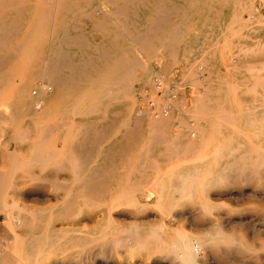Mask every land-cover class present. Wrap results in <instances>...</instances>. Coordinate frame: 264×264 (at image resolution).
<instances>
[{
  "label": "rangeland",
  "instance_id": "1",
  "mask_svg": "<svg viewBox=\"0 0 264 264\" xmlns=\"http://www.w3.org/2000/svg\"><path fill=\"white\" fill-rule=\"evenodd\" d=\"M6 1L0 0V22L5 24L0 28V41L5 42L0 46L1 92H10L9 81L21 80L19 75L2 76L17 61L34 55L17 45L25 40L29 20L41 7L58 10L67 32L62 47L75 52V57L115 64L118 80L110 86L124 91L123 98L110 105L95 109L85 97L41 118L16 117L9 100L0 97V172L7 181L0 188V244L10 236L8 241L13 239L12 215L35 214L56 204V196L77 192L55 222L57 227L65 225L63 246L50 248L45 260L24 252L13 262L173 264L172 258L153 252L136 253L135 244L146 230L152 229V236L158 238V232L166 229L199 233L221 223L226 231L242 235L250 246L246 251L210 248L199 264H264V0H109L114 4L52 0L55 7L49 0ZM91 5L101 10L95 18L87 15ZM7 25L15 32L8 43L4 38ZM174 29L180 32L179 39L165 45L163 40ZM51 40L35 37L34 47L48 50ZM134 63L149 72L147 82L138 81ZM41 81L53 85L48 77L37 78L33 90ZM164 109L169 111L164 113ZM39 123L43 127L54 123L74 126L68 130L53 126L44 134ZM48 132L55 135L51 133L49 139ZM33 151L38 152L31 155ZM192 170L221 173L217 183L201 193L206 211L221 209L214 219L203 218L199 206L185 205L173 215L164 207V188L171 189L170 178ZM84 188L90 192L86 191L87 197ZM136 204L138 210H130ZM31 224L27 237L23 236L27 242L46 225ZM105 234L122 241L118 238L121 242L115 248L104 246Z\"/></svg>",
  "mask_w": 264,
  "mask_h": 264
},
{
  "label": "bare ground",
  "instance_id": "2",
  "mask_svg": "<svg viewBox=\"0 0 264 264\" xmlns=\"http://www.w3.org/2000/svg\"><path fill=\"white\" fill-rule=\"evenodd\" d=\"M8 1V0H7ZM6 1V3H7ZM14 1V0H13ZM12 1V2H13ZM16 1V0H15ZM54 1V0H53ZM109 1V0H108ZM9 2V1H8ZM11 2V3H12ZM49 2H51V4L54 2H52V0ZM56 2V1H55ZM61 2V0H60ZM113 2V1H109ZM115 2V1H114ZM113 2V4H114ZM46 3V2H45ZM150 3V2H149ZM44 4V3H42ZM14 5V4H13ZM16 5V3H15ZM58 5V4H57ZM65 5V4H64ZM51 6V5H50ZM61 6V5H59ZM210 6V5H209ZM55 7V4L54 6ZM58 7V6H57ZM175 7V6H174ZM211 7V6H210ZM12 8V7H11ZM9 8V9H11ZM41 8H37L35 9V18L32 17L30 22V25L27 26L25 32H24V39L22 42H20L17 46L20 49H25V50H30L31 53H33L34 55L29 58L28 60H19L17 61V64H13L11 66V69L5 73L1 79L6 78L9 79L11 76L13 77V75H19L21 77V80H19V82H15L14 80H12L13 82L11 83L9 80V84H10V92H1L0 91V97H2L3 100L6 101V99L9 100L11 106L14 108V113L15 116L18 117L19 114H24V115H29L30 117H35V118H41L42 116H45L46 114H50L52 113L56 108L58 107H71L73 106L76 102L83 100L85 97H89L91 99V105L94 106V108L99 107V106H103L105 105H110L112 102H114V100H120L123 98V93L120 90L117 89H113L110 84H114L113 82L117 81V68L115 66V64H112L111 62H102V63H96L94 62L93 58H90L88 56V58H80V57H75L74 54L75 52L72 51H67L65 50L61 43H63L65 41V39L67 38V32L64 30V28L61 25V17L60 14L58 12L57 9L51 10V9H42ZM104 8V6L102 7ZM123 8V7H122ZM119 9V8H118ZM209 9V8H208ZM63 10V9H62ZM101 11L100 8H94L92 5L89 6L88 11H87V15L91 18H95L97 15V11ZM165 10V9H164ZM168 10V9H167ZM72 11V10H71ZM121 11V10H120ZM119 11V12H120ZM124 11V9H122V12ZM22 13H26V12H32V10H27L25 11H21ZM112 12V11H111ZM126 12V11H125ZM165 12V11H164ZM167 12V11H166ZM110 13V12H109ZM136 13V12H135ZM117 14V13H116ZM127 14V13H126ZM119 15V13H118ZM128 15V14H127ZM168 12H167V17H168ZM252 14L250 13V16ZM126 17V16H125ZM14 18V17H13ZM127 18V17H126ZM1 19V18H0ZM105 20V19H104ZM107 20V18H106ZM162 20H160L159 22H161ZM165 21V20H164ZM109 22V21H108ZM186 23V21H184ZM183 22V23H184ZM110 23V22H109ZM14 24V22H13ZM17 23H15L16 25ZM2 24L0 22V28L2 27ZM11 25V23L9 24ZM14 25V26H15ZM147 25V24H146ZM160 26V25H159ZM19 27V26H18ZM66 27V26H65ZM152 27V26H151ZM164 27V26H163ZM11 28V27H10ZM7 26H5L4 28V38L7 39V43H8V39L10 38L9 36L11 34H14L12 32L11 28L10 29ZM21 28V27H20ZM154 28V27H152ZM165 28V27H164ZM163 28V29H164ZM96 29V28H95ZM17 30V29H16ZM129 31V30H127ZM122 31H120L121 33ZM100 33V32H99ZM117 33V32H116ZM123 33V32H122ZM121 33V34H122ZM148 34V32H147ZM2 35V34H1ZM15 35V34H14ZM102 35V34H101ZM149 35V34H148ZM180 32L177 30H172L171 35L166 38L165 40H163V43L165 45H172L175 41H177L180 37ZM80 36V35H78ZM1 37V36H0ZM9 37V38H8ZM35 37H50L51 40V44L49 49L47 50L46 48H36L34 47L35 42L33 41V39ZM70 38V36H69ZM87 38V37H86ZM138 38V37H137ZM71 39V38H70ZM82 39V38H81ZM135 39V38H134ZM36 40V39H35ZM143 40V39H142ZM72 41V40H71ZM11 42L14 45V42L11 39ZM48 42V41H47ZM135 42H137L135 40ZM134 42V43H135ZM139 42V39H138ZM160 42V41H159ZM5 44V42H3ZM2 41H0V46L1 44H3ZM11 43V44H12ZM72 43V42H71ZM154 44V43H153ZM156 45V44H155ZM6 46V45H5ZM42 46V44H41ZM79 46V45H78ZM99 48V46H97ZM144 47V45H143ZM151 47V46H150ZM3 49V48H2ZM103 50V49H102ZM100 51V50H99ZM174 51V50H173ZM104 53V51H102ZM48 53V54H47ZM173 53V52H172ZM48 55V56H47ZM113 55V54H112ZM125 55V54H123ZM7 56V55H6ZM173 56V55H172ZM171 56V57H172ZM100 57V56H99ZM128 57V56H127ZM148 57V56H146ZM156 57V56H155ZM158 57V56H157ZM175 57V55H174ZM123 58V57H122ZM137 58V57H136ZM6 59V58H5ZM102 59V58H101ZM130 59V57H129ZM148 59V58H147ZM131 60V59H130ZM166 60V59H165ZM164 60V61H165ZM167 60H170L167 58ZM8 61V60H7ZM6 61V62H7ZM150 61V59H149ZM133 62V61H132ZM169 62V61H168ZM167 62V63H168ZM4 63V62H3ZM120 64V63H119ZM179 64V63H178ZM5 65V64H3ZM8 66V65H7ZM90 66V67H89ZM133 70L135 71L136 74V78L138 79V81L145 83L149 80V72L143 70V68L141 69V67L139 68L138 64H133ZM50 78L53 85H48L47 83H45L44 81L40 82V85L38 86V89L35 91L33 90V82L34 79L37 78ZM12 79V78H11ZM20 79V78H19ZM1 82V80H0ZM50 82V81H49ZM127 82V81H124ZM121 83V82H120ZM4 84V83H3ZM129 84V83H128ZM133 84V83H132ZM5 85V84H4ZM155 85V84H154ZM156 85H158L159 87V82L156 83ZM152 86V85H151ZM2 87V86H1ZM125 96H126V92H125ZM6 98V99H4ZM127 98V97H126ZM131 98V97H130ZM129 99V98H128ZM154 99V98H153ZM132 100V98H131ZM155 100V99H154ZM2 101V100H1ZM204 104V103H203ZM8 105V104H7ZM90 105V106H91ZM205 105V104H204ZM91 106V107H92ZM7 107V106H6ZM9 107V106H8ZM7 107V108H8ZM75 107V106H74ZM78 107V106H77ZM77 107H75L77 110ZM90 107V108H91ZM88 108V110L90 109ZM95 108V109H96ZM248 108V107H247ZM249 109V108H248ZM250 110V109H249ZM102 111V110H100ZM129 111V110H128ZM251 111V110H250ZM55 112V111H54ZM91 112V111H90ZM73 113V111H72ZM93 114V113H92ZM95 114V113H94ZM103 114V113H102ZM70 115V114H69ZM91 115V114H90ZM138 115V112H137ZM5 116V115H4ZM68 116V115H65ZM74 116V115H73ZM105 116V115H104ZM126 116V115H125ZM86 117V116H85ZM8 118V117H7ZM136 119H138V117H135ZM202 118V117H201ZM222 118V117H220ZM6 119V118H5ZM23 119V118H22ZM58 119V118H57ZM56 119V120H57ZM4 120V119H3ZM25 120V118H24ZM22 120V121H24ZM123 120V119H122ZM6 121V120H5ZM58 121V120H57ZM71 121V120H70ZM136 121V120H135ZM216 121V120H215ZM10 122V120H9ZM64 122V121H63ZM68 121H66L67 123ZM157 122V119L156 121ZM161 122V120H160ZM163 122V121H162ZM51 123V122H50ZM75 124V122H73ZM116 123V121H115ZM120 123V122H119ZM118 123V124H119ZM141 122L140 121V126H141ZM12 124V123H11ZM42 126V128H39V130H42L41 132L44 131V134L47 132L46 130L50 131L52 129L53 126L57 127L61 129V130H68L71 128V126L73 125L68 124H61V123H54V124H46V126L43 127L42 123H39V126ZM86 124V123H85ZM137 124V123H136ZM135 124V126H136ZM165 124V123H164ZM38 125V124H37ZM80 125V123H79ZM81 125H83L81 123ZM29 126V125H28ZM31 126V125H30ZM66 126V127H65ZM74 126V125H73ZM125 127V126H124ZM29 128V127H26ZM93 128V127H91ZM90 128V129H91ZM119 128V127H118ZM135 128V127H134ZM137 128V127H136ZM142 128V127H141ZM160 128V127H158ZM157 128V130H158ZM37 129V128H36ZM103 129V128H102ZM130 129V128H129ZM161 129V128H160ZM159 129V130H160ZM19 130H25L23 128H19ZM30 130L32 131V129L30 128ZM101 130V129H100ZM139 130V129H138ZM46 131V132H45ZM60 131V130H59ZM29 132V131H28ZM27 133V132H26ZM40 133V131L38 132ZM49 133V132H48ZM47 133V135H48ZM53 135V132H51ZM50 134V136L48 137L50 139V137H52V135ZM28 134V133H27ZM37 134V132H36ZM57 134V133H56ZM41 135V133H40ZM39 135V136H40ZM45 135V136H47ZM55 135V133H54ZM53 135V136H54ZM42 138V135L40 136ZM39 138V137H38ZM40 138V139H41ZM44 139V138H43ZM46 138V140H49ZM40 142V141H39ZM42 142V140H41ZM46 142V141H45ZM47 143V142H46ZM33 145V144H32ZM41 145V144H38ZM37 145V146H38ZM51 145V144H50ZM35 146V145H34ZM57 146V145H56ZM73 147V146H72ZM49 148V147H48ZM58 148V146L54 149V151H56V149ZM39 150V147L36 148V150ZM52 149V150H53ZM8 150V149H7ZM50 150V149H48ZM9 151V150H8ZM53 151V152H54ZM28 152V151H26ZM38 151H36V153L33 151V153L31 155H33L34 153L37 154ZM48 153L50 152L51 155H53L54 153L57 154V152H52V151H47ZM46 152V153H47ZM20 152H17L16 154H18ZM21 153L22 150H21ZM47 153V156H48ZM25 154V153H24ZM23 157L27 154L24 155ZM29 154V153H28ZM50 155V154H49ZM14 156V155H13ZM46 156V155H44ZM55 156V155H54ZM22 157V158H23ZM16 158V157H15ZM21 158V157H18ZM48 158V157H47ZM21 160V159H20ZM23 160V159H22ZM21 160V161H22ZM27 160V159H26ZM35 160V159H34ZM33 160V161H34ZM40 160V159H38ZM84 161V159H83ZM24 162H29V161H24ZM37 162V161H36ZM33 163V162H32ZM24 164V163H23ZM28 164V163H27ZM30 165V164H29ZM81 167V165H79ZM90 167V166H89ZM83 168V167H82ZM81 168V169H82ZM80 169V170H81ZM3 171V170H2ZM83 171V170H82ZM81 171V172H82ZM90 171V170H89ZM106 171V170H105ZM99 172V171H97ZM78 173V172H77ZM6 174V173H5ZM95 174V173H94ZM99 174V173H98ZM97 174V175H98ZM109 174V173H108ZM81 175V174H80ZM75 176H79V175H75ZM4 173L0 172V188L5 187L6 185V180H4ZM79 180L81 178V176L78 177ZM89 178V177H88ZM94 178V177H92ZM59 178H56L55 180L57 181ZM54 180V179H53ZM90 180H92L90 178ZM89 180V181H90ZM98 180V179H96ZM105 180V179H104ZM59 181V180H58ZM57 181V183H58ZM67 181V180H65ZM60 182V181H59ZM64 182V181H62ZM61 182V183H62ZM87 182V181H86ZM98 182V181H97ZM105 182V181H104ZM103 182V183H104ZM55 184V182H54ZM59 184V183H58ZM57 184V187L60 188V185ZM67 184V183H66ZM88 184V183H87ZM86 184V185H87ZM91 184V183H90ZM88 184V185H90ZM102 184V183H101ZM106 184V183H105ZM9 185V184H8ZM68 185V184H67ZM70 185V184H69ZM77 187H81L79 184H76ZM75 185V186H76ZM93 185V184H92ZM104 185V184H103ZM102 186V185H101ZM7 187V186H6ZM62 187V185H61ZM104 187V186H102ZM101 187V188H102ZM108 187V186H107ZM55 188V187H54ZM69 188V187H68ZM63 189V188H62ZM70 189V188H69ZM76 189V188H75ZM100 189V188H99ZM111 189V188H110ZM2 190V189H1ZM61 190V189H60ZM80 190V189H79ZM85 190V191H84ZM84 192L86 195V191H88V189L84 188ZM91 190V189H90ZM96 190V189H94ZM69 191V190H68ZM72 192V190H70ZM99 191V190H97ZM1 192V191H0ZM68 193V194H64L62 196H56V200H58V202L56 204H53L51 206H49L48 208H43L41 209L39 212L35 213V214H26V213H22L19 212L16 215H12V218H9V221L12 222V226H13V239L11 241L5 242L0 244V264H16L15 257L18 256L19 254H23L24 252H26L28 254V256L35 258L36 260H40L43 259L45 260L47 253L50 251V248L53 247H62L63 243H64V239H65V225L62 223L59 227H57L55 225L56 220H58L59 216L61 214L64 213L65 209H67V205L68 203H70V201L73 202V198L76 197V194H74L73 191L72 193ZM89 192V191H88ZM100 192V191H99ZM2 193V192H1ZM90 193V192H89ZM92 193V192H91ZM102 193V192H101ZM100 193V194H101ZM81 194V193H80ZM83 194V193H82ZM99 194V193H98ZM97 194V196H98ZM99 194V195H100ZM83 194V196H85ZM89 195V194H88ZM94 195V194H93ZM104 195V194H103ZM81 196V195H80ZM79 196V198H80ZM87 197V195H86ZM99 197V196H98ZM102 198V197H101ZM78 199V198H77ZM13 201V200H12ZM9 202V201H8ZM7 202V203H8ZM1 204V201H0ZM5 204V202H4ZM18 205V204H17ZM8 206L11 207V205L8 204ZM6 207V206H5ZM22 207V206H21ZM20 207V208H21ZM7 208V207H6ZM13 208V207H11ZM15 208V207H14ZM13 208V209H14ZM37 208V207H36ZM23 210V209H22ZM35 210V209H34ZM33 211V210H32ZM26 212V211H25ZM35 212V211H34ZM8 221V222H9ZM9 222V223H10ZM43 223L46 225H42V227H40L39 231L40 233L37 235H32V241H24L23 236L25 235V232L31 228L30 224L33 225L34 223ZM141 225V224H140ZM35 226V224H34ZM93 226V223H92ZM128 226V225H127ZM146 226V225H145ZM33 227V226H32ZM130 227V226H129ZM109 228V227H108ZM125 228V227H124ZM132 229V228H131ZM35 230V228H34ZM142 230V229H141ZM126 231V230H125ZM139 231V230H138ZM131 232V230H130ZM140 232V231H139ZM145 232V231H144ZM156 232V231H155ZM70 233V232H69ZM108 233V232H107ZM121 233V232H120ZM129 233V232H128ZM28 234V233H27ZM122 234V233H121ZM119 236H122V235ZM131 234V233H130ZM136 234V233H135ZM153 234V233H152ZM8 235V234H7ZM129 235V234H128ZM132 235V234H131ZM24 237H27L26 235ZM90 237V235H89ZM91 238V237H90ZM120 238V237H118ZM130 238V237H129ZM122 238H120L121 240ZM128 239V238H127ZM5 240V239H4ZM74 240V239H73ZM84 240V239H83ZM119 240V239H118ZM6 241V240H5ZM122 241V240H121ZM119 241V242H121ZM128 241V240H127ZM131 242V241H130ZM128 242V243H130ZM123 243V242H122ZM66 246V245H65ZM59 250V249H58ZM20 256V255H19ZM21 257V256H20ZM19 257V258H20ZM17 258V257H16ZM19 260V259H18ZM22 262V261H21ZM65 260H59L57 262H55L54 264H64ZM21 264V263H20ZM23 264H25L23 262Z\"/></svg>",
  "mask_w": 264,
  "mask_h": 264
},
{
  "label": "clouds",
  "instance_id": "3",
  "mask_svg": "<svg viewBox=\"0 0 264 264\" xmlns=\"http://www.w3.org/2000/svg\"><path fill=\"white\" fill-rule=\"evenodd\" d=\"M221 173L219 171H183L177 172L170 178L171 189L167 185L164 188V207L166 211L173 213L185 205L199 206L203 218H213L218 210L213 208L211 212L206 211V201L201 199V193L206 191L212 184L217 183ZM175 182V183H174ZM210 206V203H209ZM139 204L131 207L136 211ZM227 209V208H224ZM159 228V225H153ZM113 230H109L111 234ZM104 246L111 244L113 248L119 243L118 238L105 234L102 240ZM250 242L238 232L226 231L221 223H214L207 230L199 233L172 231L166 229L158 232V238L152 236V229L146 230L140 240L135 244V251L139 256H145L150 252L165 258H172L173 264H199L206 256L208 249L220 251L221 249H238L246 251ZM121 249L123 245L121 244ZM127 251V249H124Z\"/></svg>",
  "mask_w": 264,
  "mask_h": 264
},
{
  "label": "built area",
  "instance_id": "4",
  "mask_svg": "<svg viewBox=\"0 0 264 264\" xmlns=\"http://www.w3.org/2000/svg\"><path fill=\"white\" fill-rule=\"evenodd\" d=\"M168 111H169V109H166V110L164 109V113H166V112H168Z\"/></svg>",
  "mask_w": 264,
  "mask_h": 264
}]
</instances>
